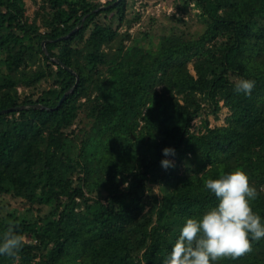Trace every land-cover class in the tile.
<instances>
[{
  "label": "trees",
  "instance_id": "trees-1",
  "mask_svg": "<svg viewBox=\"0 0 264 264\" xmlns=\"http://www.w3.org/2000/svg\"><path fill=\"white\" fill-rule=\"evenodd\" d=\"M31 2L29 15L28 0H0V112L44 106L0 113V238L9 223L25 236L0 264H164L186 219L217 203L204 181L236 169L264 222V0H172L134 32L128 0ZM252 248L218 264H264V239Z\"/></svg>",
  "mask_w": 264,
  "mask_h": 264
},
{
  "label": "clouds",
  "instance_id": "clouds-1",
  "mask_svg": "<svg viewBox=\"0 0 264 264\" xmlns=\"http://www.w3.org/2000/svg\"><path fill=\"white\" fill-rule=\"evenodd\" d=\"M254 87V80L239 78L234 90L250 97ZM163 155L174 156L175 149L165 148ZM161 166L167 170L174 163L163 159ZM124 187H128L127 182ZM204 188L214 195L216 205L198 217L186 219L164 264H218L224 259L237 260L253 251L252 241L264 239V222L252 207L259 192L246 172L241 169L222 172L219 178L206 179ZM24 245L25 236L9 223L0 238V256L18 258Z\"/></svg>",
  "mask_w": 264,
  "mask_h": 264
},
{
  "label": "rangeland",
  "instance_id": "rangeland-1",
  "mask_svg": "<svg viewBox=\"0 0 264 264\" xmlns=\"http://www.w3.org/2000/svg\"><path fill=\"white\" fill-rule=\"evenodd\" d=\"M103 2L105 0H102ZM161 1L162 2V6H157L158 4H156L157 2ZM167 2H164L163 0H128L129 2V7H128V18L132 19L133 17L137 16V13H141L142 18L140 21L135 22L134 26L130 29V32H134L136 30H138L139 28H144L149 24V20L151 18V16L153 14H162L164 12V8H166L168 11H172V5L171 2L172 0H166ZM156 4V5H155ZM37 5L33 4L31 2V0H28L27 3V13L29 15H32L36 9ZM65 7H67V5L65 4ZM173 12V11H172ZM197 17V16H196ZM193 16V23H189L188 25H186L189 29V31H192L193 33L196 30H201L202 28H204L203 25H201L200 22H198L197 18ZM104 19L106 17H103ZM101 19V18H100ZM166 19V17H165ZM102 20V19H101ZM197 21V22H196ZM104 23L105 20H102V24H100L99 27H96L95 30L101 35V37L105 40L110 38L111 35V30L106 29V27H104ZM170 24V23H169ZM157 31H160L162 28L161 26L157 25L155 26ZM127 29V26H122L120 28L121 31H125ZM191 67V71L193 72L192 68L193 65L190 66ZM194 73V72H193ZM42 88H45V84L41 85V87L39 88L40 91ZM230 114L229 109L227 107H223L221 109V111L219 112V117L218 119L215 118V116L212 114L210 116H208V120L210 121V126H216V125H224L226 123V117ZM205 119L204 115H201L198 119H196L194 121L195 126L199 125L203 120ZM84 180L86 183V187L88 188H95L97 185H100V178H99V174L96 170L90 168L89 170H86V172L84 173ZM17 207V206H15ZM17 211H25V209H23V207H17ZM48 209H44L43 212L46 213L48 212Z\"/></svg>",
  "mask_w": 264,
  "mask_h": 264
},
{
  "label": "water",
  "instance_id": "water-1",
  "mask_svg": "<svg viewBox=\"0 0 264 264\" xmlns=\"http://www.w3.org/2000/svg\"><path fill=\"white\" fill-rule=\"evenodd\" d=\"M45 48V47H44ZM46 49V48H45ZM53 61L58 63V64H61L63 67H65L66 69H68L70 72L72 73H75L73 72L72 68L67 66L62 60H60L59 58H53ZM64 97L61 98L59 104L63 101ZM28 107H35V108H39V107H44L43 105L41 104H29V105H21V106H17V107H12L10 109H5V110H2L1 112H6V111H12V110H19V109H22V108H28ZM0 112V113H1Z\"/></svg>",
  "mask_w": 264,
  "mask_h": 264
}]
</instances>
